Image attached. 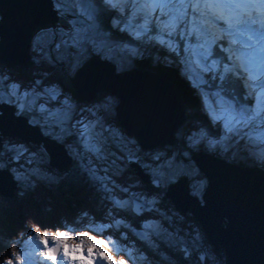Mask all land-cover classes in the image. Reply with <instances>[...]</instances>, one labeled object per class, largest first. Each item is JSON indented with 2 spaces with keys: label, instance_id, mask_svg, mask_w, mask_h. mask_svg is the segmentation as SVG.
<instances>
[{
  "label": "rangeland",
  "instance_id": "rangeland-1",
  "mask_svg": "<svg viewBox=\"0 0 264 264\" xmlns=\"http://www.w3.org/2000/svg\"><path fill=\"white\" fill-rule=\"evenodd\" d=\"M56 3L57 0H53V4L56 5ZM43 6L48 7L49 3H43ZM54 10L58 12L55 25L53 28H41L35 32L30 42L31 61L26 66L9 64L0 60V73L9 82L18 83L23 90L31 92L35 89L41 93L45 87L58 86L76 106L77 118L91 120L96 113L92 112L90 115V110L100 109L103 106L99 113L102 127L111 128L124 140L130 142V145L135 146L137 150L135 157L143 170L146 171L145 166L152 164L153 157L157 154L167 156L169 159L180 157L186 160L183 173L187 175L189 190L196 194L201 202L200 194L207 177L197 168L194 159L190 158V153L194 150L200 149L233 162H245L256 167L264 175V158H262L264 145L238 136L223 140V128L212 122L203 107L202 97L185 78L180 61L172 59L167 49L150 41L146 42L153 43L152 46L154 44L159 46V49L154 50L151 46L147 47L146 42L136 40L126 31L124 33L128 37H125L122 32L114 39L110 31L115 27L113 21L117 19V13L111 9H105L103 5H100L99 15L107 13L109 19L108 27L104 25L102 30L110 35L113 42L127 44L137 50L135 55L121 52L115 59L106 58L107 60L113 62L117 69H122L133 65L132 61L135 56L143 55V58L149 59L153 65L172 66L173 71L176 72L173 76L180 77L181 81H184L190 88V94L199 100L194 104L195 112L190 111L189 106L185 104L186 100L182 98L181 91L175 85L184 106V115L173 131V142L143 146L139 143L138 137L128 132L115 116L114 104L118 101L115 92L98 87L93 93L91 92V97L78 96L68 80V75L73 73L69 67V57H75V52L66 49L58 52L56 48L60 42V33H67L71 30L70 23L74 17L61 13L57 7ZM126 15L127 13L121 14V18ZM257 18L259 20L264 16ZM140 23H143L142 19ZM258 25H260L259 22L253 27L259 28ZM122 27L123 24H121ZM113 30L119 33L117 27ZM52 33L56 34L55 40L51 38ZM23 55L24 53H20L18 57L22 58ZM95 55L105 58L103 55L89 54L83 58L80 66L93 59ZM227 55L229 54L226 53L225 56ZM60 56L64 58L60 59ZM225 61H221V64L228 65L229 61ZM97 69L95 68L94 71H102ZM205 74L212 79L203 87V90L209 93L210 100H214L211 94L220 90L221 83H223L224 91L227 93L226 98L239 101L241 104H248L246 95L248 89L241 84L242 80L235 73H222V69L220 70V74H229L234 80L238 88V91L234 93L226 90L225 75V80L222 82L217 78V72ZM255 83L259 84L260 81ZM4 103L12 106L15 114L24 113L29 122L37 123L39 126L34 128L57 143L60 150V161L65 164L62 169L50 164L41 142H32L15 133L0 131L2 141L0 168L10 176L7 180L16 182L11 189L6 187L0 191V260H3L5 264L10 259L8 253L13 245L25 249L23 254L27 256L31 264H47L38 255L41 251L39 240H24L23 245L15 243L24 236L32 234L28 230L33 225H38L41 231L47 232L49 236L57 231H65L73 237L74 242H79L76 240L78 232H89L97 239L109 241L107 251L112 254L111 250L114 249L121 255L127 256L131 264H148V262L150 264H182L173 251L182 253L183 250H187L184 254L187 258L185 264L222 263L224 252L215 250L202 226L189 210L181 211L174 205L171 197L163 194L164 188L162 187H165V184L157 186L146 182L129 167L126 161L127 153L121 146V141L109 138V134L106 131L102 132L98 127L96 131L100 133L99 138L106 158L97 159L94 155L83 153L82 150L81 156L78 157L75 155L80 148L76 143L78 137L71 136L61 139L59 129L48 124L38 107L22 110L16 103L8 101ZM38 103H45V99L41 97ZM251 104L255 105L254 98ZM33 132L36 131L33 130ZM201 132L206 135L201 136ZM209 140H215L217 143L210 145ZM190 141H195V146ZM18 149H22L19 155L15 151ZM90 162L95 169L94 176L87 170ZM149 177L152 179L150 173ZM133 199L137 200L134 202L136 206L137 203L143 205L141 211L134 212L131 209ZM145 200L148 202L155 200L156 203L154 205L145 203ZM145 224L153 227L145 229ZM148 247L151 250H148ZM4 258L8 260L5 261ZM63 264H73V262L65 260ZM96 264H105V262L97 259Z\"/></svg>",
  "mask_w": 264,
  "mask_h": 264
},
{
  "label": "snow or ice",
  "instance_id": "snow-or-ice-1",
  "mask_svg": "<svg viewBox=\"0 0 264 264\" xmlns=\"http://www.w3.org/2000/svg\"><path fill=\"white\" fill-rule=\"evenodd\" d=\"M100 5L117 13L113 25L119 30L126 31L136 40L154 42L177 56L183 65L185 78L202 97L203 107L212 122L223 128V140L238 136L264 145V18L258 20L254 15L255 11L264 10V0H99V4L96 0H57L55 6L58 10L74 17L70 23L71 30L61 32L60 42L56 45L58 52L62 49L75 52V57H69V67L73 71L79 69L81 61L89 54L111 59L121 52L137 54L135 48L113 42L110 35L102 30L98 24ZM124 13H127L126 17L121 18ZM141 19L143 23H140ZM258 22L260 28H254L253 25ZM50 35L53 40L56 39L55 33ZM217 49L229 54L224 57L229 61L228 65H222L221 60L216 58ZM221 69L222 73H235L243 80L248 89V104L226 98L223 83L220 90L211 94L214 100L209 99V93L203 90L205 73L217 72V78L223 82L225 76L220 74ZM41 97L45 103H38ZM253 98L254 106L251 104ZM4 101L16 103L22 110L38 107L48 124L59 129L61 139L78 137L76 143L80 148L75 153L78 157L82 150L97 159L106 158L100 133L96 131L98 127L102 132L106 131L109 138L122 142L128 158L137 154L134 145L111 128L102 127L99 113L103 106L90 110V115L96 113L91 120L77 118V108L71 98L56 85L45 87L42 93L35 89L29 92L18 83L9 82L0 73V102ZM200 135L206 134L201 132ZM190 143L195 146V141ZM216 143L209 140L210 145ZM15 151L19 155L22 149ZM186 163L180 157L169 159L157 154L145 169L150 173L152 182L160 186L178 179ZM87 170L95 175L91 162ZM145 203L154 205L156 202L145 200ZM142 207L141 203H137L136 211H141ZM144 227L151 229L153 226L145 224ZM35 236L40 242L38 255L47 264H63L65 260L73 264H96L97 259L105 264H116L107 251L109 242L97 239L89 232H80L76 239L79 242H74L65 231L49 236L47 232L37 230ZM24 240H29L28 236L15 243L23 245ZM19 250L22 253L19 257L8 253L10 259L6 264H31L23 254L25 249L20 247ZM0 264L5 262L0 260Z\"/></svg>",
  "mask_w": 264,
  "mask_h": 264
},
{
  "label": "water",
  "instance_id": "water-1",
  "mask_svg": "<svg viewBox=\"0 0 264 264\" xmlns=\"http://www.w3.org/2000/svg\"><path fill=\"white\" fill-rule=\"evenodd\" d=\"M24 55L21 59L30 58L29 52L24 53ZM7 56L12 59L18 57L19 54L8 52ZM96 56L94 58L98 61L97 70H105V73L96 79L93 75L94 70L73 71L72 74L68 75V80L75 93L83 98H88L92 96L91 92L93 93L98 87L115 92L118 98V101L114 104L115 116L118 117L119 122L128 132L134 133L138 137L137 139H139L141 145L171 144L173 142V131L184 115L180 94L177 95L179 110L175 115L170 116V119L156 116L145 105L144 100H131V91L125 85L126 82L120 79V76H124L128 71H145L156 75L160 81L171 82L149 68L131 65L127 68L117 69L113 62L100 56L96 58ZM29 61H31V58L30 60H21L17 64L26 66ZM1 105H4L5 108ZM13 111L12 106L0 102V116L16 119V127L8 128L1 125L4 128H0V131L15 133L32 142H41V146L47 153L48 162L58 169L65 167V164L60 161L61 156L57 143L48 135H43L39 130H36L34 127L39 126L37 123H30L25 115L15 114ZM33 130L36 132L34 133ZM33 134H35V137H32ZM190 158L194 159L197 168L207 177L200 194L202 202L196 194L190 192L185 173H182L178 179L173 180L171 183L165 184L163 194L171 197L174 205L181 211L189 210L202 226L215 250L224 252L223 261L220 264H264V175L253 165L233 162L224 157L203 152L200 149L192 151ZM126 161L142 180L154 184L149 177V172L143 170L135 156L131 159L126 156ZM251 173L258 175L262 180L256 184H259L258 186L253 187L252 197L245 186H239L243 181L242 179L251 184L256 182ZM4 176L6 179L10 177L0 168V178ZM15 183L14 180L9 179L8 184L5 185L0 179V191H3L6 187L11 189ZM257 187L260 188L259 191H257ZM134 202H137V200L133 199L131 209L137 212ZM186 252L187 250L184 251V254Z\"/></svg>",
  "mask_w": 264,
  "mask_h": 264
},
{
  "label": "bare ground",
  "instance_id": "bare-ground-1",
  "mask_svg": "<svg viewBox=\"0 0 264 264\" xmlns=\"http://www.w3.org/2000/svg\"><path fill=\"white\" fill-rule=\"evenodd\" d=\"M96 2L99 1L97 0ZM43 3H49V6L44 7ZM51 4H53V0H0V60L9 64H17L24 59L30 60V58L21 59L19 57H11L12 59H10L6 55H8V52H16L17 54L28 53L30 51V42L35 34L33 32L44 27L48 28L47 26H53L58 12L54 10L56 8L55 4L53 6ZM52 7L55 8L53 9ZM95 68H98V61L93 58L84 62L79 66L78 70L87 71L94 70ZM104 73L105 71L103 70L94 71L93 75L97 79L98 76ZM120 77V79L126 82L125 85L131 91V100H144L145 105L149 107L152 114L170 119V116L175 115L179 110V100L177 97L179 92L174 84L160 81L156 75L145 71H133V73L132 71H128L124 76ZM241 84H244L243 80ZM1 107L5 108L4 105H1ZM10 118L0 116V128H4L2 126L8 128L16 127L14 119ZM32 137H35V134ZM251 176L255 179V183L251 184L241 178L243 181L239 186H245L252 197L253 187L262 180L254 173H251ZM0 179L3 184H8L6 178Z\"/></svg>",
  "mask_w": 264,
  "mask_h": 264
},
{
  "label": "trees",
  "instance_id": "trees-1",
  "mask_svg": "<svg viewBox=\"0 0 264 264\" xmlns=\"http://www.w3.org/2000/svg\"><path fill=\"white\" fill-rule=\"evenodd\" d=\"M108 19H109V14H107V13H103V15H99L98 24L101 26V28H103L104 25H106V26L108 25ZM114 28H111V31H110V34L113 35L114 39L116 38V36H120L122 34V32L125 35V37H128L127 34L124 33V31H120L119 30V33H116L115 30H113ZM144 42H146V41H144ZM152 44L153 43H147L146 42L147 47L151 46V48H153L154 50L155 49L156 50L159 49V46H157L155 44L152 46ZM139 45L141 47V43H139ZM142 48H143V46H142ZM168 54H169V56L172 59L178 60L177 56L171 54L170 52ZM225 54H226V52H222V51H220V49H217L216 58L219 59V60H221L223 62L225 60L224 59ZM132 62H133V65H136L138 67H144V68H149L151 70H154L157 73L161 74L163 77L167 78L171 82V84L174 83V85H176L179 88V90L181 91L182 98H183L184 101L186 100L185 104L189 106L190 111L195 112L194 108H196V107H195L194 104L199 99L198 98H194L195 96L192 95V94H190V92H189L190 91V88L185 84L184 81H181L180 77H178L177 75L175 77L173 76V74L174 73L176 74V72L173 71L172 66H168V65L160 66L159 64H154L153 65V63L149 59L148 60H145L143 58V55L142 56H140V55L135 56L133 58V61ZM155 62L158 63L157 61H155ZM225 76H226V79H227V81H225L226 82L225 83L226 84V90H228V92H231V93L232 92L234 93L235 91L237 92L238 91V88L235 86V83L233 82L234 80L231 78V76L229 74L228 75L226 74ZM205 80H206V83L203 85V87L206 86L209 81H212V79L207 74H205ZM183 94H184V96H183ZM21 114L25 115L24 113H21ZM28 122H29V120H28ZM30 123H32V122H30ZM163 188H164V186L162 187V189ZM148 250H151V248L148 247ZM184 251L185 250H183L182 253L177 252V251H173L174 254H175V256H176V258L182 264H185L187 262V258L184 257L185 256L184 255Z\"/></svg>",
  "mask_w": 264,
  "mask_h": 264
},
{
  "label": "clouds",
  "instance_id": "clouds-1",
  "mask_svg": "<svg viewBox=\"0 0 264 264\" xmlns=\"http://www.w3.org/2000/svg\"><path fill=\"white\" fill-rule=\"evenodd\" d=\"M31 230H32V231H31L32 234H29V235H28L29 240H33V239L38 240V239L36 238V236H35V233L37 232V230H39L40 232H42L41 229H40V227H39L38 225H33V226L31 227ZM80 232H85V231H80ZM80 232H78V233L76 234V236H78ZM104 240H105V239H104ZM108 242H109V241H108ZM10 252H11V254H12L13 257H19V256L22 255V253L20 252L19 248H18L17 246H15V245H13V246L10 248ZM111 253H112L111 255H112V256L114 257V259H115L116 264H131V261L129 260V258H128L127 256H125V255H121L120 253L116 252L114 249L111 250ZM4 259H5V261L8 260V258H4Z\"/></svg>",
  "mask_w": 264,
  "mask_h": 264
}]
</instances>
